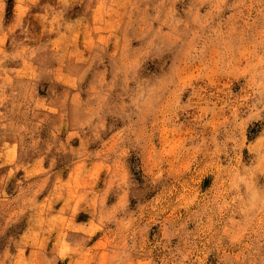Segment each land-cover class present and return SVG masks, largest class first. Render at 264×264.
Instances as JSON below:
<instances>
[{"label": "rangeland", "instance_id": "obj_1", "mask_svg": "<svg viewBox=\"0 0 264 264\" xmlns=\"http://www.w3.org/2000/svg\"><path fill=\"white\" fill-rule=\"evenodd\" d=\"M0 264H264V0H0Z\"/></svg>", "mask_w": 264, "mask_h": 264}]
</instances>
